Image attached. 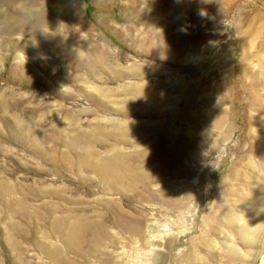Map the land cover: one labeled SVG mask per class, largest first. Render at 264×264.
Wrapping results in <instances>:
<instances>
[{
	"label": "rangeland",
	"instance_id": "1",
	"mask_svg": "<svg viewBox=\"0 0 264 264\" xmlns=\"http://www.w3.org/2000/svg\"><path fill=\"white\" fill-rule=\"evenodd\" d=\"M0 264H264V0H0Z\"/></svg>",
	"mask_w": 264,
	"mask_h": 264
},
{
	"label": "bare ground",
	"instance_id": "2",
	"mask_svg": "<svg viewBox=\"0 0 264 264\" xmlns=\"http://www.w3.org/2000/svg\"><path fill=\"white\" fill-rule=\"evenodd\" d=\"M190 99V98H189Z\"/></svg>",
	"mask_w": 264,
	"mask_h": 264
}]
</instances>
